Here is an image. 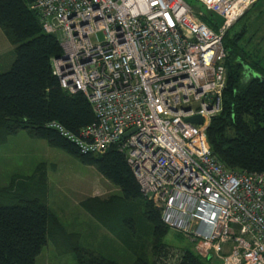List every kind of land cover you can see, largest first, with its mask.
Returning <instances> with one entry per match:
<instances>
[{
  "label": "built area",
  "instance_id": "built-area-1",
  "mask_svg": "<svg viewBox=\"0 0 264 264\" xmlns=\"http://www.w3.org/2000/svg\"><path fill=\"white\" fill-rule=\"evenodd\" d=\"M196 1L217 30L185 0H35L61 47L50 59L60 87L82 93L96 118L77 135L48 126L81 153L123 152L161 221L200 257L264 264V171L227 170L206 139L226 80L222 38L256 0Z\"/></svg>",
  "mask_w": 264,
  "mask_h": 264
},
{
  "label": "trees",
  "instance_id": "trees-1",
  "mask_svg": "<svg viewBox=\"0 0 264 264\" xmlns=\"http://www.w3.org/2000/svg\"><path fill=\"white\" fill-rule=\"evenodd\" d=\"M34 1L0 0V28L15 45L14 60L9 69L0 72V145L24 129L82 164L94 166L121 195L87 197L79 205L133 251L131 264H221L213 256L200 257L192 243L173 248L162 242L169 229L161 221L159 209L141 193L123 152L110 146L101 153H81L57 128L48 126L56 122L77 135L96 118L85 96L67 93L53 75L50 59L62 53L61 47L54 35L43 32L38 13L31 8ZM191 7L206 25L217 30L221 23L218 16L202 6V10ZM242 31L235 34V44ZM225 46L221 110L211 117L206 139L227 170L264 171V67L258 60L245 59L240 50ZM48 186L45 162L38 163L30 175L13 176L0 186V264H36L48 241L59 253L72 252L76 264H122L83 247L80 235L66 230L49 206ZM136 200L143 202L144 216L152 226L149 256L134 243V222L122 214L126 205Z\"/></svg>",
  "mask_w": 264,
  "mask_h": 264
},
{
  "label": "rangeland",
  "instance_id": "rangeland-1",
  "mask_svg": "<svg viewBox=\"0 0 264 264\" xmlns=\"http://www.w3.org/2000/svg\"><path fill=\"white\" fill-rule=\"evenodd\" d=\"M185 1L195 9H203L196 0ZM241 29L243 33L235 44L234 36L241 33ZM99 36L101 37V34ZM2 40L5 39L1 36L0 72L9 69L14 60L15 46L11 44L12 48L7 49L9 45ZM223 45L236 51L240 50L245 59H249L250 62L258 60L264 67V0H256L229 28L223 38ZM5 47L6 50L3 49ZM40 162L46 163L49 177V206L66 225L67 231H78L83 247H92L115 261L131 264L134 261L133 251H127L123 244L112 246L104 241L101 233L108 234L106 230L76 204L77 200L91 194L101 198L113 194L121 195L120 190L104 178L94 166L82 164L78 159L49 146L43 139L33 138L27 130L22 129L10 136L7 143L0 145V186L7 185L13 176L30 175ZM125 208L123 216L134 222V243L149 256L153 231L144 216V204L136 200ZM162 242L173 248L190 244L186 237L171 229L162 238ZM36 264H76V259L72 252L59 253L51 241H48L37 255Z\"/></svg>",
  "mask_w": 264,
  "mask_h": 264
},
{
  "label": "crops",
  "instance_id": "crops-1",
  "mask_svg": "<svg viewBox=\"0 0 264 264\" xmlns=\"http://www.w3.org/2000/svg\"><path fill=\"white\" fill-rule=\"evenodd\" d=\"M1 29V28H0ZM1 36L3 37V39H5V40H2V41H4V42H6V44H8L9 46H8V48L7 49H11L12 48V45H11V43H10V41L7 39V37L5 36V34L3 33V31H2V29L0 30V41H1ZM1 42H0V53L2 52V49H1ZM14 46V45H13ZM15 47V46H14ZM3 49H5L6 50V47L5 48H3ZM0 58H1V54H0ZM12 63V62H11ZM11 65V64H10ZM9 138V137H8ZM7 141H8V139H7ZM7 141H6V143H7ZM45 141V140H44ZM46 142V141H45ZM47 143V142H46ZM5 144V143H4ZM3 145V144H2ZM36 167V166H35ZM34 167V168H35ZM49 178V177H48ZM48 183H49V180H48ZM49 187V186H48ZM92 196H97V195H95V194H91V195H89V196H86L85 198H87V197H92ZM85 198H83V199H85ZM83 199H79V200H77L76 201V204H78L79 205V203H80V201L81 200H83ZM48 203H49V198H48ZM80 206V205H79ZM51 208V207H50ZM52 210V209H51ZM53 211V210H52ZM54 212V211H53ZM58 216V215H57ZM58 218H59V216H58ZM60 219V218H59ZM60 221H61V219H60ZM94 221H96V220H94ZM62 222V221H61ZM97 222V221H96ZM98 223V222H97ZM63 224V223H62ZM64 225V224H63ZM100 225V224H99ZM64 227L66 228V225H64ZM104 228V227H103ZM105 229V228H104ZM67 230V229H66ZM106 230V229H105ZM69 232V231H68ZM70 232H72V231H70ZM106 232L108 233V234H104V233H101V235L103 236L102 237V239L105 241H107L110 245H112V246H116V245H122V243L119 241V240H117L112 234H110L107 230H106ZM75 233H78L80 236H81V234L78 232V231H75ZM123 247L127 250V251H129V249L128 248H126L124 245H123ZM87 248V247H86ZM88 249H91V250H94V251H96V252H99V253H102L101 251H97V250H95V249H93L92 247L91 248H88ZM103 254V253H102ZM105 255V254H104ZM105 256H107V255H105Z\"/></svg>",
  "mask_w": 264,
  "mask_h": 264
},
{
  "label": "bare ground",
  "instance_id": "bare-ground-1",
  "mask_svg": "<svg viewBox=\"0 0 264 264\" xmlns=\"http://www.w3.org/2000/svg\"><path fill=\"white\" fill-rule=\"evenodd\" d=\"M248 9H249V8H248ZM248 9H247V10H248ZM247 10H246V11H247ZM244 13H245V12H244ZM244 13H243V14H244ZM243 14H242V15H243ZM242 15H241V16H242ZM241 16H240V17H241ZM240 17H239V18H240ZM239 18H238V19H239ZM238 19H237V20H238ZM237 20H236V21H237ZM236 21H235V22H236ZM235 22H234V23H235ZM234 23H233V24H234ZM233 24H232V25H233ZM51 69H52V67H51ZM52 73H53V70H52ZM53 75H55V74L53 73ZM55 76H56V75H55ZM56 77H57V76H56ZM57 79H58V78H57ZM61 89H62V88H61ZM221 98H222V96H221ZM220 110H221V99H220V109H219V111H220ZM219 111H218L217 113H219ZM217 113H215V114H213V115L210 116V118H209V122H208V125H209V123H210V119H211V117L214 116V115H216ZM194 116H198V117L200 118V122H199V123H194V124H201V123H202V118H201L199 115H194ZM190 117H193V116H190ZM188 118H189V117H188ZM188 118H187V121H189ZM189 122H191V121H189ZM191 123H193V122H191ZM208 125H207V127H208ZM207 127H206V129H207ZM210 150H211V149H210ZM215 157H216V156H215Z\"/></svg>",
  "mask_w": 264,
  "mask_h": 264
},
{
  "label": "water",
  "instance_id": "water-1",
  "mask_svg": "<svg viewBox=\"0 0 264 264\" xmlns=\"http://www.w3.org/2000/svg\"><path fill=\"white\" fill-rule=\"evenodd\" d=\"M188 120L193 122V123H199L200 122V118L198 116L189 117ZM127 134H128V132L125 133L124 136H126Z\"/></svg>",
  "mask_w": 264,
  "mask_h": 264
}]
</instances>
